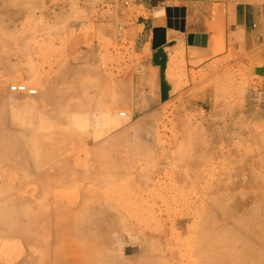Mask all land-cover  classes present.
I'll use <instances>...</instances> for the list:
<instances>
[{
    "label": "rangeland",
    "instance_id": "374dc122",
    "mask_svg": "<svg viewBox=\"0 0 264 264\" xmlns=\"http://www.w3.org/2000/svg\"><path fill=\"white\" fill-rule=\"evenodd\" d=\"M188 1L237 0H0V143L10 138L12 146L13 139L64 126L68 133L58 144L71 166L50 189L42 184L49 174L35 171L36 151H19L23 167L12 170L0 150V184L12 183L17 198H30L25 204L43 189L60 198L99 197L113 207L123 201L120 208L138 232L121 230L119 219L102 227L123 261L160 246L164 264H264V76L228 43L226 57L218 55L223 42L201 56L179 32L171 46L178 56L162 70L146 31L156 11L162 10L165 25V7ZM17 83L36 94L12 92ZM77 87L83 91L71 95ZM87 93L98 96V102L90 98L98 104L91 113L104 107L114 126L78 127L63 120L70 113L49 103L73 104ZM27 98L33 102H23ZM44 113L50 119L38 118ZM76 172L89 176L65 184ZM3 240L6 260L24 250L18 238Z\"/></svg>",
    "mask_w": 264,
    "mask_h": 264
},
{
    "label": "bare ground",
    "instance_id": "6f19581e",
    "mask_svg": "<svg viewBox=\"0 0 264 264\" xmlns=\"http://www.w3.org/2000/svg\"><path fill=\"white\" fill-rule=\"evenodd\" d=\"M163 16L164 14L162 13V10L156 11L153 15V17L155 18V23H158V25H163L164 24ZM174 34L175 32H170L169 37L171 38ZM0 59H3V58H0ZM12 65L13 64H11L9 68H11ZM55 83L56 82H54V84ZM96 85L97 84L93 85V87L95 88V90L98 91L99 86H96ZM71 86H72V83H71ZM74 86L76 87V85ZM66 89H69V88H66ZM60 90L58 91L60 92ZM81 90L83 91V89H80L77 87V89H71L69 90V92L70 94L72 93L71 95H77L78 93L76 92H80ZM89 93H87L84 96H80V98L73 104L70 100L68 102H64V100L66 99H63L62 95L61 97H58V98H61L59 99V102L60 101L64 102L62 105H60L61 107L57 105L56 97H55L56 98L55 100L51 99L54 101H49V103L55 107L56 106L59 107L58 109L59 113H65V114L66 112L70 113V116L66 115L65 117H63V120L68 122V120L71 118L73 120L72 122H74L73 124H75L78 127L86 126L87 124H89L91 125L92 128L97 129V128H101L106 121L109 122V125L111 124L110 125L111 127L114 126L113 124H114L115 118L113 119L112 117H109L104 107L102 106L98 107L97 108L98 113L95 115L91 113V110H93L92 107L95 106L94 109L96 110V105L98 106V104L93 105L94 102H98L97 101L98 96L97 95L88 96ZM51 94H53V92H51ZM27 95H31V94H27ZM90 98L91 99L95 98L94 99L95 101H91L93 102L92 104L90 103V100H91ZM27 100L28 101L23 100V102L25 103L33 102L32 100L28 98ZM79 111L80 113H82L83 111L84 112L83 115L80 114L78 116H75V114H77L76 112H79ZM124 114L126 115V113ZM38 118L41 120L50 119V115L44 113V114H41ZM91 119L92 121H90ZM13 120L14 119H12V121ZM115 125L118 126L120 124L117 123ZM66 132L68 133L67 127L49 126L45 131H42V133H37V134L32 133L31 137H33L34 139L32 138L13 139L14 142H11L13 143L12 146H8V142H9L8 140L10 138L8 140L7 139L5 140L7 144L5 143V141H4V144H1L5 136H4V133L3 135L0 134V142H1L0 150L5 152L4 154L6 155L5 158H3V160L6 161L5 163L9 164L10 166L9 168H11V166H13L12 168L14 167L20 168V167H23V159L18 161L20 158L17 159L15 155H17V153L21 150L22 151L26 150L29 153L31 151L30 155H32L33 152L36 151L39 157V160H38V157H36V159L40 161V163H38L39 165L37 164L36 160L35 161L33 159L32 160L36 162L37 164V165L35 164L36 166L35 165L34 166L39 167L37 168V170H35L38 172V173L36 172L37 176L44 172H47L49 176L43 179L42 184H48L49 186L48 188L52 189L53 187L56 186L58 182L57 176L65 172L69 173L68 170L71 167L68 162L69 155H65L66 149L64 148L65 146L62 144L63 143L62 138H63V135L66 134ZM45 135H49L53 139L52 140L48 138L46 139ZM6 136H7V133H6ZM64 138H67V137H64ZM78 138L76 136L74 137V139L76 140H78ZM36 139L37 141H35ZM64 140L67 141L66 139ZM58 141L60 142L62 141V143L58 144ZM78 141H80V139ZM78 141H76V143ZM82 143L80 142L79 144L78 142L77 144L82 145ZM48 148H51V149H48ZM77 150L78 149L75 148L71 150V153H75ZM10 151L11 153H9ZM28 152H27V156H28ZM20 153H23V152H20ZM74 160H79L78 155H76ZM39 171L41 172L40 174H39ZM88 174L89 173H85V172L84 173L76 172L74 178L69 179V180H64L65 184L75 183L80 178L86 177ZM4 180L6 181V178H4ZM64 181L62 182L64 183ZM42 184L41 183L39 184V187L41 189L43 188L41 186ZM6 185L8 187L7 183H5V185H2V183L0 184V264H164L165 262V253L163 252L160 246L158 247V250L155 254H152L151 252L145 249L144 250L141 249L142 252L139 254V256L137 257L133 256L131 260L129 259L130 258L129 256L128 258V260H130L129 262L123 261L122 259L123 257H119L121 260L119 258L117 259V257L120 256L121 254L119 255V253H117L116 251L119 252L120 250H117V247H115V244L111 243V242H114L113 236L110 237V234H108L109 235L108 236L102 233L103 224H106L110 220L113 221V220L119 219L121 230L123 231L125 230L127 233L138 232V230L132 225L131 220L129 219V216L127 215V213H124L122 209L120 208L121 205H123L124 203L121 200L118 201V206L116 207H115V204L112 202L114 204V207H113L110 204L105 203V201L107 200L105 199L102 200L99 197H93V196L87 195V196H82L79 198H72V199L60 198L58 196L56 197V195L52 193V191H51L52 194H50L48 191H45V189H43V191L40 192L39 197L35 199L34 202L32 201L34 199L31 198L30 204H25L23 200L25 198L27 200L28 198L25 197L24 194H23L24 195L23 200L19 199V197L17 198V196L14 195V192H12V190H14L15 188V187L12 188L13 187L12 183L11 185H9L11 186L9 188L10 189L12 188V190L5 187ZM21 194L22 193H20V195ZM107 202L110 203V201H107ZM153 204L154 203L149 204L148 206L152 208ZM116 227L118 230L119 226L116 225ZM161 236L157 237L158 242L163 240L164 237L163 236L161 237ZM5 237L18 238L21 240V243H23L24 245L23 251L19 253L18 252L12 253L11 257L8 260H6L3 255V250H6L5 246H7L3 242L4 241L3 239ZM114 251L116 252L117 256L114 255L115 254ZM127 253H129V251ZM136 255L138 254L136 253Z\"/></svg>",
    "mask_w": 264,
    "mask_h": 264
},
{
    "label": "crops",
    "instance_id": "0c3cea01",
    "mask_svg": "<svg viewBox=\"0 0 264 264\" xmlns=\"http://www.w3.org/2000/svg\"><path fill=\"white\" fill-rule=\"evenodd\" d=\"M187 3L188 6L179 7L184 9V32L168 27L167 20L165 25L151 22L146 31V43H149L154 51L158 50L156 63L162 70L167 71L172 60L178 56L171 49L176 32L183 34L185 41L188 33H206L207 45L194 46L197 48V54L207 56L215 51L218 42H223L225 50L218 55L226 57L228 43L230 51L234 49L239 56L247 59L248 63L261 73V76H264V38L262 36L264 0L221 1L209 6L201 5L202 7L200 5L198 7L192 1ZM146 23L149 22L144 19L142 25L145 27ZM206 26L208 28L205 29ZM170 32H175L171 38Z\"/></svg>",
    "mask_w": 264,
    "mask_h": 264
},
{
    "label": "water",
    "instance_id": "95a60500",
    "mask_svg": "<svg viewBox=\"0 0 264 264\" xmlns=\"http://www.w3.org/2000/svg\"><path fill=\"white\" fill-rule=\"evenodd\" d=\"M183 8L175 7H165L167 26L179 30L181 32L185 31V21L183 18ZM186 41L190 45L195 46H206L207 45V34L206 33H188ZM164 84L161 82V97L165 95Z\"/></svg>",
    "mask_w": 264,
    "mask_h": 264
},
{
    "label": "built area",
    "instance_id": "2783aa9c",
    "mask_svg": "<svg viewBox=\"0 0 264 264\" xmlns=\"http://www.w3.org/2000/svg\"><path fill=\"white\" fill-rule=\"evenodd\" d=\"M262 36L264 38V21L262 23ZM10 90L12 92H18V93H27V94H36L37 90L35 88L27 87L23 83H17L10 86ZM121 116H125L124 113L121 114Z\"/></svg>",
    "mask_w": 264,
    "mask_h": 264
}]
</instances>
